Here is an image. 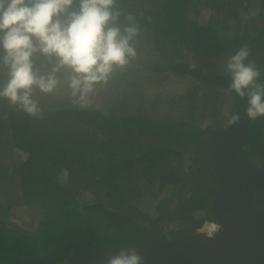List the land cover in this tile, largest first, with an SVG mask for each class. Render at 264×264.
<instances>
[{"label": "trees", "instance_id": "16d2710c", "mask_svg": "<svg viewBox=\"0 0 264 264\" xmlns=\"http://www.w3.org/2000/svg\"><path fill=\"white\" fill-rule=\"evenodd\" d=\"M260 1L258 13L246 17L242 9H250L253 0H115L121 29L131 15L138 33L130 42L135 56L114 66L107 81L95 86L107 88L111 96L99 103L81 102L69 92H58L57 78L51 92L33 87L38 116L0 98V143L25 153L17 166L20 197L14 191L4 193L1 174L7 170L3 166L0 170V264H20L16 260L29 257L48 259L74 247L137 248L151 233L178 238L196 233L205 220L215 222L220 185L202 162L208 147L205 129L226 127L231 115L240 113L248 123L249 137L237 157L264 168V117L247 119L246 100L228 87L230 75L207 70L202 63L205 57L227 60L247 45L251 55L246 62L255 64L264 83V0ZM199 7L210 10L209 22L200 20ZM145 50L152 52L150 61L137 53ZM33 61L40 74L56 64L55 57L50 61L40 54ZM143 67L154 77L172 74L192 80L195 89L177 98L198 106L193 115L118 111L123 102L117 98L143 97L138 94L139 78L122 80ZM7 79L8 70L0 75V86ZM226 101L228 115L220 107ZM65 167L70 178L61 183L58 177ZM152 202L153 216L147 212ZM22 203L39 210L38 225L29 229L6 217L12 206ZM170 223L174 226L166 231ZM53 264L76 263L67 258Z\"/></svg>", "mask_w": 264, "mask_h": 264}, {"label": "clouds", "instance_id": "9594fccd", "mask_svg": "<svg viewBox=\"0 0 264 264\" xmlns=\"http://www.w3.org/2000/svg\"><path fill=\"white\" fill-rule=\"evenodd\" d=\"M114 7L115 0H0V66L8 70L0 98L38 116L33 87L51 92L59 82L56 73L67 67L73 96L79 94L80 101H86L96 84L107 81L114 66H123L136 54L130 42L138 25L128 15L130 23L121 29V13ZM36 54L50 61L55 57L49 73L35 69ZM250 55L248 46H242L227 58L225 72L230 75L229 89L246 100L244 115L256 120L264 117V83H260L261 72L255 64L246 62ZM240 120V113L230 117L232 124ZM69 178V169L62 168L60 182L67 183ZM213 223L218 229L217 222ZM103 264H144V258L138 248L120 247L108 253Z\"/></svg>", "mask_w": 264, "mask_h": 264}, {"label": "water", "instance_id": "95a60500", "mask_svg": "<svg viewBox=\"0 0 264 264\" xmlns=\"http://www.w3.org/2000/svg\"><path fill=\"white\" fill-rule=\"evenodd\" d=\"M249 137L242 116L238 123L223 128L208 125V145L202 162L220 185L214 207L218 229L178 238L151 233L138 245L144 264H264V208L254 202V191L264 189V169L237 157ZM87 246L62 250L48 259L29 257L20 264H53L70 258L76 264H103L107 254L118 249Z\"/></svg>", "mask_w": 264, "mask_h": 264}, {"label": "rangeland", "instance_id": "374dc122", "mask_svg": "<svg viewBox=\"0 0 264 264\" xmlns=\"http://www.w3.org/2000/svg\"><path fill=\"white\" fill-rule=\"evenodd\" d=\"M253 4L250 9L244 8L242 9V15L243 16H255L258 13V10H260V0H253ZM204 5V3H202ZM246 5V4H245ZM200 20L207 23L209 22V14L210 10L206 7H199L198 9ZM139 56L142 58V60L150 61L152 58V52L150 50H145L142 52H137ZM155 54V52H154ZM191 63L194 64L196 62V56L195 54H191ZM138 57V56H137ZM136 57V58H137ZM226 60L223 57L218 56L216 57H205L203 60V66L207 70L212 71H218V72H225V64ZM70 68H62L59 72L56 73V78H59L61 80L60 87L58 92L64 93L66 95L67 92H69V96L73 97V99H79V94L76 96H73L72 89L68 86L65 87L63 85L68 80V76L71 74ZM150 69L147 67H143L141 70L132 72L128 74L127 76L123 77V81L126 80H133V77L139 78L140 81V90L138 94H144L143 97L138 96L135 100H131L129 95H124L122 98H117L118 102H123V107L119 108L118 111L122 110L123 113H133L137 110L141 109L143 111H148L151 113H154L157 116H160L163 114V116L171 114L175 117H183L188 118L193 115L194 110L198 107L196 104L192 103L190 100L187 101L186 99H179L177 98L181 94H188L190 90L195 89V83L192 82V80H189L186 77H180V76H174L172 74H165V76L160 77L159 75H156L154 77L153 74L150 73ZM7 72L6 67L0 66V75H4ZM66 75L65 76H59V75ZM58 75V77H57ZM138 76V77H137ZM67 83H69L67 81ZM142 84V85H141ZM96 86V85H95ZM88 94L86 101L81 102H93V103H99L101 99L104 96H111L110 92L107 88L104 89H95ZM144 86V87H143ZM206 91V90H204ZM130 94V92H127ZM137 94V95H138ZM68 97V98H70ZM140 97V98H139ZM206 98V97H205ZM71 99V98H70ZM203 101V100H202ZM205 104V100L202 102V104ZM229 101L222 102L220 104V107L222 109V113L228 115V108H229ZM98 105V104H97ZM25 153L23 151H20L18 149L13 148L11 145H4L0 143V170L3 167H6L5 170L6 173L3 171L1 176L3 177V181L1 183V186L4 189V193L12 194L13 191L15 192L16 196L20 197V187L18 186V164L19 161L23 158ZM257 159V158H255ZM258 161V160H257ZM261 165L260 163H253V165ZM8 178L10 179V182L8 181ZM259 193L263 192L260 190ZM90 192L87 193L89 195ZM90 196V195H89ZM254 202L257 206L261 207L260 203H264V195L261 194H255L254 195ZM144 204V203H143ZM146 205L148 203L146 202ZM149 206L150 211L149 215L153 216L155 214L154 209V202H152ZM142 208L144 209V206L142 205ZM142 211L144 212V210ZM41 213H39V210L36 207L29 206L27 204H18L14 205L9 209V212L6 214V217L17 223L21 224L22 226L26 228H32L40 223L41 219ZM0 217H3V214L0 212ZM213 223V221L205 220L197 229L198 231L206 232L210 225ZM198 225L196 222L194 226ZM174 226L173 223H170L168 226H166V231L172 229L171 227ZM190 227H193V224L189 225Z\"/></svg>", "mask_w": 264, "mask_h": 264}, {"label": "built area", "instance_id": "2783aa9c", "mask_svg": "<svg viewBox=\"0 0 264 264\" xmlns=\"http://www.w3.org/2000/svg\"><path fill=\"white\" fill-rule=\"evenodd\" d=\"M217 228H216V225L214 224V223H212L211 225H210V227L208 228V232H213V231H215Z\"/></svg>", "mask_w": 264, "mask_h": 264}, {"label": "flooded vegetation", "instance_id": "af4514ba", "mask_svg": "<svg viewBox=\"0 0 264 264\" xmlns=\"http://www.w3.org/2000/svg\"><path fill=\"white\" fill-rule=\"evenodd\" d=\"M256 166V165H255ZM259 168H261V167H259ZM264 169V168H263ZM262 192L264 191V189H260ZM260 190H255L254 191V194H257ZM264 208V207H263Z\"/></svg>", "mask_w": 264, "mask_h": 264}]
</instances>
